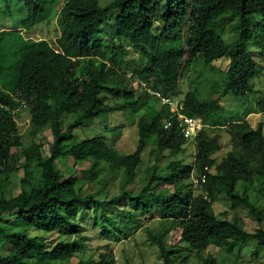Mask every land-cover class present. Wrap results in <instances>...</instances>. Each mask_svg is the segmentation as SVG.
Masks as SVG:
<instances>
[{"label":"trees","instance_id":"1","mask_svg":"<svg viewBox=\"0 0 264 264\" xmlns=\"http://www.w3.org/2000/svg\"><path fill=\"white\" fill-rule=\"evenodd\" d=\"M23 2L26 30L50 20L58 5L57 0ZM229 21L234 24L231 42L218 33ZM57 23L61 32L55 45L27 42L22 28L0 30V264H118L116 241L132 238L134 225L148 219L158 220L157 228L146 225V234L162 264H182L190 256L215 264L212 253L203 255L212 243L232 249L252 241L251 253L258 257L264 250V206L252 199L250 189L257 178L264 182V124L224 119L219 99L229 92L236 97L255 92L254 53L264 60V0H111L106 5L65 0ZM12 46L14 51L7 52ZM130 48L141 57L135 76L173 97L183 74L199 59L209 72L218 71L211 66L214 61L228 60L227 70H219L224 82L215 83L209 93L200 86L190 89L182 99V112L201 118L204 127L193 139L186 138L176 114L162 104L139 119L133 152H118L102 135L71 142L76 128L99 116L138 113L150 106L154 96L146 89L137 96L127 82ZM218 84L224 87L221 93ZM22 107L32 126L29 143L17 120ZM66 115L73 117L68 123ZM167 119L174 120L168 129ZM216 122L225 124L231 136L232 150L221 156H215L221 150ZM36 128L51 129L47 153L36 141ZM151 138L156 141L149 155L152 164L135 191L131 185ZM188 140L196 146L189 163L176 158L186 152ZM21 158L24 174L13 194L11 175L20 169ZM68 158L73 165L62 167ZM87 161L89 168L74 172ZM117 178L118 193H112ZM262 190L264 184L258 192ZM219 196L230 206L217 213L213 204ZM240 207L249 209L255 229L247 228ZM115 215H124V226L118 227ZM88 223L100 234L96 252L85 254ZM172 230L179 234L174 244L167 240ZM50 233L58 237L50 239Z\"/></svg>","mask_w":264,"mask_h":264},{"label":"rangeland","instance_id":"2","mask_svg":"<svg viewBox=\"0 0 264 264\" xmlns=\"http://www.w3.org/2000/svg\"><path fill=\"white\" fill-rule=\"evenodd\" d=\"M57 1L58 5L54 9L50 20L40 23L31 30H26L22 28V22L27 13V9L23 0H0V30H16L22 28V34L26 38L27 42L34 40H47L52 45H55V40L61 32L57 23V15L59 13L60 7L63 5L65 0ZM110 1L111 0H101V3L103 5H106ZM233 31V21H229L218 30V33L222 35L227 42H231L233 40ZM105 39H107V36H105ZM13 51L14 46L9 47L7 52L12 53ZM254 58L258 63V72L251 80V84L255 88V92L248 96L239 97H236L232 92H229L225 96L220 97L219 103L223 106V118H230L231 121H236L237 119H249V121L255 126L260 121L264 123V60L262 56H260L256 52L254 53ZM126 59L130 62V71L126 75L127 82L129 83L131 89H134L135 94L139 96L143 93L144 89H146V86L148 85V81L139 79L138 76H135L137 75L136 71L140 69L139 64L141 63V57L138 52L130 48L127 51ZM211 66H215L218 71L209 72V66H205L203 60L199 59L194 64V66H192L189 72L183 74L180 82L178 96L170 97H172L174 101L180 102L182 101V99H184L185 95L190 89L195 90L196 87L200 86L204 89V92L209 93L211 87L215 83L221 84L222 82H224V72H221L219 70H227L228 60L226 58L216 60L211 64ZM219 84L218 90L221 93L224 87L219 86ZM215 97H218V94H216ZM105 99L107 101H110L111 98L106 97ZM150 103L151 104L148 108L142 109L138 113H132L131 111L127 110L116 111L99 116L93 121L88 122L85 126L76 128L74 131V137L71 142L75 143L95 135H102L109 143V145L115 148L118 152H133L138 145L139 119L143 115L148 116L149 114H153L154 111L151 112V110L153 108L157 110L163 104V102L156 97H153ZM24 109L26 108L22 107L19 109L17 120L21 125V132L23 134L24 141L26 143H29L32 137V126L29 123V114L27 113V111H24ZM72 119V116L66 115L65 123H68ZM215 124V127H217L215 129V133L219 136V142L221 144V150H219L215 154V156H221L232 150V143H230L231 136L225 124H221L219 122H216ZM34 131L38 132L37 128L34 129L33 132ZM36 141L43 144L44 151L45 153H47L49 149V143L53 141L51 129L47 128L39 131L36 136ZM155 147L156 141L155 139L151 138L150 144L145 149L143 154L144 162L138 167L136 182L131 185V188L135 191H138L140 189L145 171L152 164L149 159V155L151 150ZM185 147L186 152L182 156L178 155L177 157H175H184V160L189 163L194 159V152L196 147L195 141L193 143V140H188V142L185 144ZM15 150L20 151L19 148H15L14 151ZM172 159H174V157L169 158L168 160L163 162L162 165L165 166ZM23 160L24 159L21 158V160L18 162L17 167H20V169L17 171V173H13L11 175V190L13 194L19 191L16 186L18 185L17 183L19 177L23 176L24 174L23 169L21 168L24 162ZM63 163H60L62 167L71 168V166L73 165V160L71 158L64 159ZM101 165L107 166L105 161H103ZM90 166L91 162L87 161L77 166L74 172L80 174L79 172L81 170L87 169ZM118 179L119 178H117L111 185L112 193H118ZM263 184L264 182L262 183L259 178H257L250 191L252 199H255V197L259 198L264 206V190H262L260 193L258 192V189ZM14 186L16 187L15 189ZM87 188L88 190H91V186H88ZM229 206L230 203L224 196H219L213 204L215 212L217 213L229 209ZM248 211L249 209L247 207L239 208V212L244 217L247 228L253 230L255 229L256 225L248 216ZM123 216L124 215H119L117 217L115 215L116 219L114 220L117 221L116 223L118 224V227H120L121 225H125L126 219H123ZM118 219L120 220L118 221ZM127 222H131L130 218ZM147 224H150L152 227L157 228L158 220L154 219L153 221H149L148 219V221L146 222H141L138 225L135 224L134 226L136 227V230L131 231V233L134 232L135 234L130 235L132 238L129 237L125 239V237H123V240L116 241L113 250L116 254L118 264H162V258L160 257L157 246L155 244H151V242L148 240L146 234ZM130 227L133 226L131 225ZM86 229L87 231H85V234L91 237L87 240V247L85 248L88 249L85 254H89L94 249L96 252L97 244L95 239L99 236L100 231L97 228H94L91 223L87 224ZM49 236L50 239H55L58 237V235L54 233H50ZM59 237H61V235ZM168 237L169 238L167 240L172 244L179 240V234L173 230L170 232ZM253 247L254 245L252 241H249L245 246L237 245L232 249L227 247L224 243H212L209 248L203 253V255L207 256L209 253H212L213 257L215 258V264H264V250H262L260 252V255L256 257L251 253V249ZM184 255H187V253H185ZM174 264H178V262H175ZM182 264H204V260L200 257L190 256L188 261Z\"/></svg>","mask_w":264,"mask_h":264},{"label":"built area","instance_id":"3","mask_svg":"<svg viewBox=\"0 0 264 264\" xmlns=\"http://www.w3.org/2000/svg\"><path fill=\"white\" fill-rule=\"evenodd\" d=\"M146 90H148L152 96L160 99L163 104H167L170 107V111L176 114L178 127L183 132V135L188 139H193L196 137L197 133L204 127V122L201 118L191 117L185 115L182 112L183 102L174 101L170 95H165L161 93L157 89H152L149 85L146 86ZM174 125L173 119H167L164 122V127L166 129L170 128ZM206 176L202 175V181H205ZM196 185L199 183V179H196Z\"/></svg>","mask_w":264,"mask_h":264},{"label":"crops","instance_id":"4","mask_svg":"<svg viewBox=\"0 0 264 264\" xmlns=\"http://www.w3.org/2000/svg\"><path fill=\"white\" fill-rule=\"evenodd\" d=\"M264 124V123H263Z\"/></svg>","mask_w":264,"mask_h":264}]
</instances>
